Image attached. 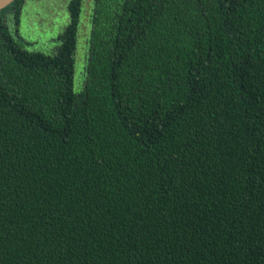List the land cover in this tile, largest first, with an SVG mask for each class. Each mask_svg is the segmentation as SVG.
Instances as JSON below:
<instances>
[{
  "label": "trees",
  "instance_id": "16d2710c",
  "mask_svg": "<svg viewBox=\"0 0 264 264\" xmlns=\"http://www.w3.org/2000/svg\"><path fill=\"white\" fill-rule=\"evenodd\" d=\"M26 1L0 11V264H264V0H69L53 54Z\"/></svg>",
  "mask_w": 264,
  "mask_h": 264
},
{
  "label": "rangeland",
  "instance_id": "374dc122",
  "mask_svg": "<svg viewBox=\"0 0 264 264\" xmlns=\"http://www.w3.org/2000/svg\"><path fill=\"white\" fill-rule=\"evenodd\" d=\"M69 0H27L21 15L20 41L29 50L55 52L57 36L68 23ZM89 3L82 10L76 46V84L81 83L87 54Z\"/></svg>",
  "mask_w": 264,
  "mask_h": 264
},
{
  "label": "water",
  "instance_id": "95a60500",
  "mask_svg": "<svg viewBox=\"0 0 264 264\" xmlns=\"http://www.w3.org/2000/svg\"><path fill=\"white\" fill-rule=\"evenodd\" d=\"M16 0H0V11L4 8L8 7L10 4H12Z\"/></svg>",
  "mask_w": 264,
  "mask_h": 264
}]
</instances>
